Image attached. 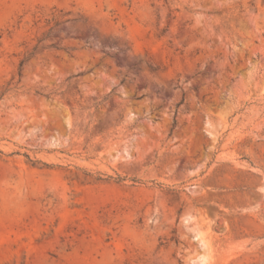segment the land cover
I'll return each instance as SVG.
<instances>
[{"label": "rangeland", "instance_id": "374dc122", "mask_svg": "<svg viewBox=\"0 0 264 264\" xmlns=\"http://www.w3.org/2000/svg\"><path fill=\"white\" fill-rule=\"evenodd\" d=\"M0 264H264V0H0Z\"/></svg>", "mask_w": 264, "mask_h": 264}]
</instances>
